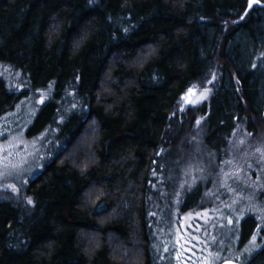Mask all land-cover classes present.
Masks as SVG:
<instances>
[{
  "label": "trees",
  "instance_id": "1",
  "mask_svg": "<svg viewBox=\"0 0 264 264\" xmlns=\"http://www.w3.org/2000/svg\"><path fill=\"white\" fill-rule=\"evenodd\" d=\"M255 2L0 0V64L34 89L53 85L54 99L71 90L81 106L24 199L0 200V264H153L152 217L171 204L167 194L152 199L162 153L201 119L211 149L237 126L264 125V0ZM206 85L203 104L177 112L189 89ZM16 100L0 77V115ZM57 110L42 105L37 133ZM201 193L180 208L202 213L187 219L198 238L210 210ZM253 216L241 221L240 243L256 230ZM247 259L264 264V245Z\"/></svg>",
  "mask_w": 264,
  "mask_h": 264
},
{
  "label": "rangeland",
  "instance_id": "2",
  "mask_svg": "<svg viewBox=\"0 0 264 264\" xmlns=\"http://www.w3.org/2000/svg\"><path fill=\"white\" fill-rule=\"evenodd\" d=\"M255 3L249 0V7ZM0 77L17 98L13 106L0 115V200L21 201L28 182L63 146L58 136L61 126L72 113L80 111L81 106L71 90L54 99L53 85L34 89L21 71L2 64ZM210 89L206 85L188 91L177 112L199 107L209 98ZM51 100L58 104L55 120L37 133L33 126L40 108ZM202 122L203 119L199 120L194 129L185 126L190 129L189 133L180 135L175 149L161 155L160 176L152 187V199L155 202L167 194L171 204L167 213L157 210L152 217L153 264H190L193 259L199 264L245 259L241 261L245 264L264 241V125H257L255 132H246L245 126H237L228 138L215 143L216 147L211 149L200 141L201 126L205 128ZM178 124L182 125V120ZM199 186L202 193L198 202L210 208L201 218L200 227L207 230L199 234V238L190 232L184 231V234L187 244L202 256L182 253L181 257L176 240L179 226H189L187 219L197 218L202 213L183 216L180 208L185 196ZM251 214L257 221L256 230L240 243L241 221Z\"/></svg>",
  "mask_w": 264,
  "mask_h": 264
},
{
  "label": "flooded vegetation",
  "instance_id": "3",
  "mask_svg": "<svg viewBox=\"0 0 264 264\" xmlns=\"http://www.w3.org/2000/svg\"><path fill=\"white\" fill-rule=\"evenodd\" d=\"M184 216V215H183ZM191 223V222H190ZM189 223V227L187 228V230L185 231V232H190V234L191 235H193V236H195V234H196V231H198L196 228H195V226L193 227L191 224ZM254 233V232H253ZM252 233V234H253ZM251 234V235H252ZM180 238H182L184 241L181 243V241H179V239ZM176 240H178V252H183V254H189V253H191L192 255H198V256H202V255H200V253L199 252H196L193 248H191L190 247V245L189 244H187V237H186V235L184 234V232H182V231H180L179 233H178V235H177V239ZM264 245V241H263V243H262V246ZM261 246V247H262ZM261 249V248H260ZM202 254V253H201ZM198 258V257H197ZM193 264H199L198 263V261H197V259H193ZM246 264V263H245Z\"/></svg>",
  "mask_w": 264,
  "mask_h": 264
},
{
  "label": "water",
  "instance_id": "4",
  "mask_svg": "<svg viewBox=\"0 0 264 264\" xmlns=\"http://www.w3.org/2000/svg\"><path fill=\"white\" fill-rule=\"evenodd\" d=\"M220 264H243V263L236 262L234 260H225V261L221 262Z\"/></svg>",
  "mask_w": 264,
  "mask_h": 264
},
{
  "label": "snow or ice",
  "instance_id": "5",
  "mask_svg": "<svg viewBox=\"0 0 264 264\" xmlns=\"http://www.w3.org/2000/svg\"><path fill=\"white\" fill-rule=\"evenodd\" d=\"M192 89H189V92H191ZM203 95V94H202ZM13 191H15V188L13 187ZM29 203H32V201H29ZM106 209H104L103 205H101L100 209L98 211H105ZM253 241H255V237H253Z\"/></svg>",
  "mask_w": 264,
  "mask_h": 264
}]
</instances>
